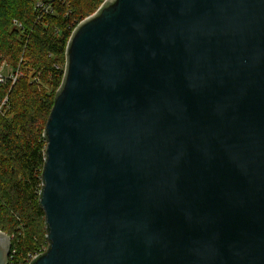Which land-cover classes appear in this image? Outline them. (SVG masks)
Wrapping results in <instances>:
<instances>
[{
    "label": "water",
    "instance_id": "95a60500",
    "mask_svg": "<svg viewBox=\"0 0 264 264\" xmlns=\"http://www.w3.org/2000/svg\"><path fill=\"white\" fill-rule=\"evenodd\" d=\"M44 137L30 264H264V0H105Z\"/></svg>",
    "mask_w": 264,
    "mask_h": 264
},
{
    "label": "trees",
    "instance_id": "16d2710c",
    "mask_svg": "<svg viewBox=\"0 0 264 264\" xmlns=\"http://www.w3.org/2000/svg\"><path fill=\"white\" fill-rule=\"evenodd\" d=\"M73 5V0H0V17L15 25L14 38L39 56L32 69H40V76L54 82L56 88L50 94L33 81L20 79L22 76L15 86L25 83L16 88H9L10 78L0 82V97L8 93L13 100L10 110L0 115V153L4 156L0 157V228L13 235L9 264H30V254L47 245L45 214L39 201L47 147L44 130L65 70L53 56L62 54L66 59L68 41L79 22L70 25L69 20H81ZM23 47L17 48L18 57ZM6 55V50H0L1 58ZM18 57L13 66L22 74L29 60L22 58L19 66Z\"/></svg>",
    "mask_w": 264,
    "mask_h": 264
},
{
    "label": "rangeland",
    "instance_id": "374dc122",
    "mask_svg": "<svg viewBox=\"0 0 264 264\" xmlns=\"http://www.w3.org/2000/svg\"><path fill=\"white\" fill-rule=\"evenodd\" d=\"M73 1H74L73 8L75 9L77 16H79V19L83 20L85 17H87L88 15H90V14L94 13L96 10H98L99 7L102 5V3L105 0H97V1L95 0L92 3L87 1V0H73ZM40 2H42V1H40ZM38 4H40V3H38ZM50 7H51L50 10H52L51 5H50ZM64 9H65V7H64ZM81 20L74 18V19L69 20V24L74 25V23H77L78 21L80 22ZM77 24L75 25V27L77 26ZM17 25H19V23H17ZM14 28H15V25L10 24L9 20L7 22H5L0 17V50H4V51L6 50V52L8 54V55L4 56L3 58L0 57V65H1L0 66V78H1L0 82H4L7 78H10L12 80L11 82H9V84H10L9 88H10L13 85L15 86V82L22 76L20 79L31 80L37 84L35 86L38 89L45 90L48 93L52 94L53 92L56 91L54 82L47 81V79L43 76V74L40 76V72H39L40 69H38L37 67L35 69H32L33 64L36 62L37 57H39V56H37L34 53H30L29 51L33 52V50L26 49V48H24L25 47L24 45H22L21 43L19 44L16 37L14 38V34L12 33ZM55 32H56V34H60V31L57 29H55ZM21 46L22 47L24 46V47H23V51L20 55L21 56V58H20V56L18 57V55L20 53H18L16 50H17V48H20ZM16 53H18V54H16ZM17 57L20 58V60L17 62V65H19V66L23 64L22 58H23V60L25 58L29 60V65L27 67H22V69L24 70V72L22 70V74H21V70L19 69V67L14 68V66H15L14 63H15V60L17 59ZM53 57H54L55 63L58 64V67L65 69V65H66L65 57H63L62 54H57ZM24 64H25V62H24ZM23 83H25V82H20L19 84H23ZM19 84H17L15 86V88ZM30 88H35V87L31 86ZM0 98H1L0 104L2 103L0 115L1 114L5 115L7 110L8 111L10 110L9 109L10 103L13 102V100H11L9 98L8 93L3 94V96ZM3 99H4V102H3ZM0 157H4L3 153H0Z\"/></svg>",
    "mask_w": 264,
    "mask_h": 264
},
{
    "label": "built area",
    "instance_id": "2783aa9c",
    "mask_svg": "<svg viewBox=\"0 0 264 264\" xmlns=\"http://www.w3.org/2000/svg\"><path fill=\"white\" fill-rule=\"evenodd\" d=\"M40 5L41 6H44V4L42 5L41 3H40ZM0 80H1V78H0ZM15 80V79H14ZM4 81V80H3ZM3 102H4V99H3ZM1 105H2V103L0 104V111H1ZM0 230H2V231H4L2 228H0ZM9 234V233H8ZM11 235V234H10ZM12 236V239H13V235H11ZM48 246H49V243H48V240H47V245H45L41 250H40V252H37V253H34V254H30V260H29V263H31V261L38 255V254H40V253H43V252H45L47 249H48ZM10 261V260H9ZM9 264V263H8Z\"/></svg>",
    "mask_w": 264,
    "mask_h": 264
}]
</instances>
